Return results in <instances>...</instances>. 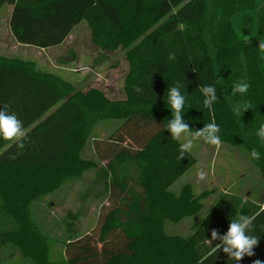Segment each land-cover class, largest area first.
Instances as JSON below:
<instances>
[{"label":"trees","instance_id":"obj_1","mask_svg":"<svg viewBox=\"0 0 264 264\" xmlns=\"http://www.w3.org/2000/svg\"><path fill=\"white\" fill-rule=\"evenodd\" d=\"M5 6L18 44L58 48L87 23L96 47L126 51L129 72L126 98L110 100L97 89L78 92L34 62L0 55V108L7 105L26 131L23 148L0 137V248L16 249L27 264H264V187L254 198L248 190L196 195L190 185L173 193L197 159L189 153L179 160L180 142L165 129L172 119L167 90L179 82L182 120L193 131L214 121L222 145L245 150L264 185V141L256 135L264 124V0H0V11ZM241 80L248 92L227 98ZM209 84L218 97L211 109L199 91ZM237 102L251 104L241 121ZM102 122L115 127L101 139L95 128ZM91 142L95 159L86 155ZM253 148L259 160L251 158ZM96 170L106 189L94 228L75 237L72 216L63 237L52 240L46 221L55 219L56 228L60 221L51 213L36 218L34 208ZM210 196L187 234L168 233V222L175 229L200 216ZM256 213L253 256L230 260L221 248L204 259L221 243L209 241L213 230L222 237L230 219Z\"/></svg>","mask_w":264,"mask_h":264},{"label":"rangeland","instance_id":"obj_2","mask_svg":"<svg viewBox=\"0 0 264 264\" xmlns=\"http://www.w3.org/2000/svg\"><path fill=\"white\" fill-rule=\"evenodd\" d=\"M11 8L3 7L0 11V55L9 58H17L34 62L37 69L55 74L58 77L71 82L77 91L83 94L91 89L102 91L110 100H124V83L129 72V63L126 59V51H104L96 47L91 39V32L87 23L79 25L69 39L58 48L41 50L35 47L18 44L10 31L9 19ZM108 122H102L95 128L96 134L102 139L107 136L110 128ZM183 142V137L179 141ZM93 142L86 149L87 157L95 159ZM191 154L197 159V164L171 188L175 194L190 185L196 195L204 191H220L235 194L249 190L254 198L256 193L263 191V181L256 168L250 163L248 154L240 148H232L222 145L219 149L207 144L202 139L194 141ZM105 163H102V166ZM203 168L207 173L204 181H198L196 173ZM98 170L88 173L83 180L72 181L63 187L58 195L47 199L43 204L36 205L33 212L35 217L44 213H51L60 221L58 228L53 218L46 221L45 231L52 240L59 241L63 237L66 223H71V217L77 216L75 237L85 235L94 228L98 214L97 204L102 202L105 195L106 181L101 178ZM243 178V180H241ZM235 184L237 186L233 187ZM245 186L244 189H241ZM66 192V200L60 196ZM245 194V193H244ZM59 196V197H57ZM100 198L101 200H99ZM260 198V197H258ZM213 197L205 201V210L194 219L184 220L174 229V224L168 222L166 229L170 228L174 234H187L194 222L202 218L209 208V202ZM96 202L94 203V201ZM100 201V202H98ZM53 202V203H50ZM43 207V208H41ZM43 218V217H42ZM47 220V219H46ZM44 226V222H43ZM50 238V239H51ZM64 264V259L60 260ZM0 264H27L16 249L0 248Z\"/></svg>","mask_w":264,"mask_h":264},{"label":"clouds","instance_id":"obj_3","mask_svg":"<svg viewBox=\"0 0 264 264\" xmlns=\"http://www.w3.org/2000/svg\"><path fill=\"white\" fill-rule=\"evenodd\" d=\"M245 43H249L251 37L244 36ZM259 50L264 52V41H261L259 45ZM174 58V57H173ZM181 85L177 82L176 86L168 88L167 90V101L169 108L172 112V119L168 121L165 125V129L170 131L171 138L177 141H180L183 137V142L179 146V156L180 160L186 154L191 153L194 146V141L202 139L209 145L214 146L219 149L222 146V140L219 136L220 127L214 121L204 124V127L199 130H194L190 128L189 124L182 120V114L184 105L186 103V95L182 94L180 90ZM250 84L245 80H241L234 85H232V92L230 96H226L230 99L232 95L239 93L244 95L248 92ZM199 91L204 95L203 104L204 107L211 109L213 104L217 101V92L216 87L212 84L201 85ZM251 108L249 102L234 103L233 112L240 120V117L245 110ZM241 121V120H240ZM256 135L264 141V124H261L257 130ZM26 136V131L24 129L23 122L16 116L15 113H9L8 106L4 105L3 108H0V137L6 141L11 142H20ZM20 148H23V143H18ZM251 158L254 160L260 159V153L253 148L251 153ZM198 181H204L207 177V173L203 168H200L196 173ZM261 211H264V205H261ZM256 215H239L237 218L230 219V225L228 227L227 233L220 237L218 232L213 230L211 232V240L215 241L217 239L221 240V243L216 244L212 247L211 251L207 253L204 259H207L209 256L216 254L218 250L223 249L224 253L228 254L230 260L240 261L244 256H253L254 247L259 243V236L252 235L254 231L253 222L256 219ZM253 264H262L261 261L256 260Z\"/></svg>","mask_w":264,"mask_h":264},{"label":"crops","instance_id":"obj_4","mask_svg":"<svg viewBox=\"0 0 264 264\" xmlns=\"http://www.w3.org/2000/svg\"><path fill=\"white\" fill-rule=\"evenodd\" d=\"M11 8V7H10ZM11 13H12V8H11ZM11 16V15H10ZM10 20V19H9ZM69 39V38H68ZM67 39V40H68ZM89 91V90H88ZM87 91V92H88ZM78 92H80V91H78ZM87 92H85V93H87ZM245 195H246V197H250L251 195L249 194V190L245 193Z\"/></svg>","mask_w":264,"mask_h":264}]
</instances>
